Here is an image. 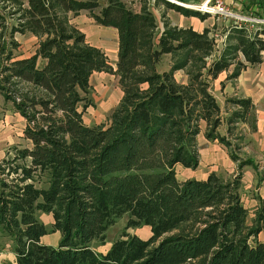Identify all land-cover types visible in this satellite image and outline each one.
Masks as SVG:
<instances>
[{
	"label": "trees",
	"instance_id": "trees-1",
	"mask_svg": "<svg viewBox=\"0 0 264 264\" xmlns=\"http://www.w3.org/2000/svg\"><path fill=\"white\" fill-rule=\"evenodd\" d=\"M159 1L184 16L211 15ZM81 11L117 28L116 69L72 22ZM260 29L234 24L217 49L208 27L165 21L160 31L146 1L134 10L124 0H0V93L26 119L29 141L0 160V231L14 244L15 264H264V217L249 221L241 176L181 180L176 170L199 166L203 122L206 138L226 145L240 167L252 163L231 134L253 102L227 99L223 134L212 82L233 65L229 79L262 62ZM16 33L39 37L35 54L17 58ZM166 55L174 61L161 70ZM181 69L187 83L175 77ZM101 71L119 76L123 96L107 125H88L90 80ZM39 214L51 216V228ZM124 215L128 227L149 226L151 236L124 231L108 251L96 250L92 242L104 243ZM49 232L61 233L57 246L42 241Z\"/></svg>",
	"mask_w": 264,
	"mask_h": 264
},
{
	"label": "crops",
	"instance_id": "crops-1",
	"mask_svg": "<svg viewBox=\"0 0 264 264\" xmlns=\"http://www.w3.org/2000/svg\"><path fill=\"white\" fill-rule=\"evenodd\" d=\"M189 1L194 2L195 4L198 3L200 4L205 0H189ZM227 1L230 0H225L226 3ZM231 1L233 4L236 5L238 4L239 7L238 10L241 14L249 15V16H257L256 12H258L262 16L260 18H264V4H263V8H261L258 7L257 4L254 6H251V4H247L246 0H231ZM257 1L263 2L264 0H257ZM248 6L250 7L248 8ZM88 14H89L88 11H81L79 15L72 16L74 17L72 21L86 34L87 41L90 44L101 48L107 54L110 64L114 67V69H116L117 61H118V53H119V34L117 28L100 25L96 23L91 16H88ZM181 15L182 17H184L183 19H185L186 21L182 20L184 21L183 23H175V25L192 26L193 28L199 31H202L206 27L210 28L207 24H204L203 21L198 20L199 23H197L196 21L198 17L196 16H184L183 14ZM234 24L238 25L237 21H231V24L228 27L226 26L227 30H225L223 34H221V39L225 38L224 41H226V36L228 34V31L230 27L233 26ZM241 25H245L247 27L249 26L248 24H241ZM263 28L264 25H262L261 29L259 30L261 32L260 35L262 37H264ZM104 30H110V32L114 34L113 43L110 44L112 46L110 45L108 46L109 42L99 43L91 39L90 31H94V33L95 32L99 33L100 31L103 32ZM253 30H257V29L254 27ZM15 38L20 44L16 51L17 58L30 57L33 54H35L40 41L38 36L32 33H25V34L16 33ZM111 47H112L111 52L114 53L113 55H111L109 51ZM233 70H234V65L229 70L220 73L218 78L213 80L212 89H213V93L217 97L222 107V110L224 109L225 106H227L228 98L231 97L250 98L252 100L254 106L251 112L249 113V117L251 120H250V126L248 127V131H246L247 136L245 137V140L241 144L237 142L241 146V149L239 150L240 156L246 160L249 159L250 161H252V163L245 164L242 167H240L239 162L234 161L232 159L229 148L223 143H220L218 140L207 139L205 136V131L203 135V140H201L200 138V135L202 133L201 131V133H199L197 137V141L200 152V164L202 162L203 155L207 161H210V163L212 161H215L210 159V158L214 159V156L212 155V150L216 146L221 145V177H223L224 179H233L238 175L241 176L242 200L244 205L249 210V221L251 222L253 219L257 218L260 214H262L264 217V52H263V60L260 64L258 65L248 64L247 67L241 71L238 77L229 79L228 76L233 72ZM180 71H182V69L177 70L175 73V77L177 81L180 83H187L188 81L187 74L184 75L181 79L178 78ZM119 79H120L119 76L114 73H109L104 71L93 73L90 80L91 90H92L91 95L98 106V110H96L94 113V116H97L95 117V119L93 118L94 122L92 121V119L91 121H87L86 115L88 111L90 113V107L86 110V112L84 113V121L86 124L98 125L101 123H105V125H107L109 123V119H108L109 114L118 105V103L120 102L123 96V91L121 89ZM0 99H2V103L5 105L7 102L11 103L13 108V114L11 116L12 117L11 120L15 118L21 122V129L20 132H18L19 141L13 143L12 145H20L21 140L23 139L29 143V141L25 139V133H24L26 127V119L24 118V116H22V114L19 111L16 110L13 103L11 101L6 100L1 93H0ZM227 107L231 108L230 105H228ZM102 114L106 115L104 119L99 117V115ZM6 118L7 119L1 120L0 122V131L2 132V134H0V160L6 156V153L9 149V148H5L4 150H2L5 144L9 142V138L5 136L6 133L4 132H7V136L9 137V133H10L9 131H11L9 130L10 129L9 126H11L9 125L10 116L9 117L6 116ZM243 124L244 126H247L248 122L247 121L243 122ZM221 132L223 134L226 133V131L225 130L223 131L222 129ZM178 167L179 165L176 167L177 171H178ZM211 167L212 168L208 171L207 176L211 172H216L218 174V172L214 169V167L213 166ZM204 177L205 176H202V178ZM258 238L260 241L264 242V227L260 232ZM8 258L11 259L10 256H8L5 253L1 261L5 262V260H7ZM15 262L12 261L11 263L15 264Z\"/></svg>",
	"mask_w": 264,
	"mask_h": 264
},
{
	"label": "rangeland",
	"instance_id": "rangeland-1",
	"mask_svg": "<svg viewBox=\"0 0 264 264\" xmlns=\"http://www.w3.org/2000/svg\"><path fill=\"white\" fill-rule=\"evenodd\" d=\"M99 1H100L101 5H107V3H108V0H99ZM124 1L127 3V5L129 7L133 8L134 10H140L142 3L145 1L147 3H149V5L153 9L154 13L156 14V17H157V20L159 23V30L160 31H162V29H164V22L165 21H168L171 24L183 23L184 21H186L185 19H183L184 17H182V15L180 13H178L174 10H171V9H167L166 5L160 1L159 2H156V0H124ZM177 1L180 2L181 0H177ZM170 2H173V1H170ZM181 2H183V1H181ZM224 3H225L226 8L229 10L228 12L233 14V15H243L245 17H253V16L241 14L238 10V8H239L238 4L237 5L233 4L231 0L227 1V3L224 0ZM188 4L193 5L192 3H188ZM212 4H214V1ZM72 16H74V15L71 13V15H70L71 20L74 18ZM88 16H90V14H88ZM254 17H256L258 19H264V18H260L258 16H254ZM182 20H184V21H182ZM198 20L203 21L204 24H207L210 27V29L212 30V35L214 36V38L217 41V45H216L217 49L218 48L220 49L222 47L223 43H225V41H224L225 38L221 39V34H223V32L225 30H227V27L231 24V21H237V23L239 24L240 27H241V24H248L249 26L247 28H249L250 30L254 29V28L252 29L251 24L249 22H244V21L239 22L238 20H236L235 16H232V15H230V16L228 15L225 17V15H223V14H212V15L208 16L205 20H201L200 18H197V21H196L197 23H199ZM11 22H13V21H11ZM256 26L257 27H255V28L258 29V28L262 27V24H258ZM90 32H91L90 37L93 41H97L99 43L109 42L108 46L113 43V38H114L113 35L114 34L111 33L110 30H104L103 32L100 31L99 33H96V32L94 33V31H90ZM110 46H112V45H110ZM111 49H112V47L109 49V51H110V54L113 55L114 53L111 52ZM173 61H174V58L171 55H166L163 62H162L160 69L162 70V69H166L167 67H170V65L173 64ZM186 74H187L186 71L182 70L179 72L178 78L181 79ZM91 93H92V90H91ZM7 104H10V105H7ZM96 110H98V106H97L96 102L94 101V105L92 107H90V113H89V111L87 112V115H86L87 121H91V119H92V121L94 122L95 117H97V116H94V113ZM223 110L224 111L222 113V116H223L224 122L222 125V130L227 131V118H228V116H230V114H232V109L230 107L225 106ZM12 114H13V108H12L11 103L7 102L5 105L2 103V99H0V122H1V120L7 119L6 116L7 117L10 116L9 125H11V126H9V128H10L9 130H11V131H9L10 132L9 137L7 136V132H4V133H6L5 136L7 138H9V142L5 144V146L3 147L2 150H4L5 148H10L13 143L19 141L18 132H20V129H21V122L15 118H13L11 120ZM105 116H106L105 114L99 115V117L103 118V119L105 118ZM250 120L251 119L248 116V118H247L248 125L247 126H244V124L241 122H237L233 125L234 131L231 134V135H233L231 138L234 140V142L236 144H238V143L241 144L245 140V137L247 136L246 131H248V127L250 126ZM5 124H7V123H5ZM101 124L105 125V123H101ZM101 124H98V125H101ZM202 124H203L202 133L200 135L201 140H203L204 131L206 129L205 123L203 122ZM0 134H2L1 131H0ZM240 138H242V139H240ZM215 144H218V143H215ZM20 145L25 146V145H29V143L23 139V140H21ZM211 148H213V147H211ZM212 155L214 156V159L213 158H210V159L215 160V161H212L210 163V161H207L203 155L202 162H201V164L199 163L200 166H198L197 168H186V167L179 165L178 171H177L178 178L181 180L186 179V178L204 179L207 177L208 171L212 168L211 166H213L214 169L221 176V145L216 146L212 150ZM202 176H205V177L202 178ZM39 216L42 220H44V222L47 224V226L49 228H51V221H52L51 216L47 215V214H39ZM128 218H129L128 215H124L123 217H121L114 225H112L107 230V232H106L107 237H106L105 242L102 243L100 241L94 240L92 242V246L98 251L106 252L111 247L113 242L116 239H118L119 237H121V235L123 234L124 231H127L133 235H138L144 239H148L151 236V229L149 226L128 227ZM60 240H61V233L60 232H49L47 235L43 236V239H42V241L44 243L49 244V245H53V246H57L59 244ZM0 252L2 253V257H0V264H9L12 261L13 262L16 261V259H15L16 254L14 252V244L12 243L10 238H8L7 236H3L1 231H0ZM5 253L8 256H10V258H11V259L8 258L7 260H5L6 263L1 261L3 258V255Z\"/></svg>",
	"mask_w": 264,
	"mask_h": 264
},
{
	"label": "built area",
	"instance_id": "built-area-1",
	"mask_svg": "<svg viewBox=\"0 0 264 264\" xmlns=\"http://www.w3.org/2000/svg\"><path fill=\"white\" fill-rule=\"evenodd\" d=\"M174 3H177L179 5H182L184 7H188V8H192L198 11H201L203 13H209V14H223L226 16H235L236 20H238L239 22H249L251 24V27L254 28L256 27V25L258 24H262L264 25V19H258L256 17H245L243 15H233L231 13H229L228 9L225 6L224 0H205L204 2L200 3V4H188L185 2H179L177 0H171ZM176 1V2H175ZM214 1V4H212ZM0 257H2V253L0 252Z\"/></svg>",
	"mask_w": 264,
	"mask_h": 264
},
{
	"label": "water",
	"instance_id": "water-1",
	"mask_svg": "<svg viewBox=\"0 0 264 264\" xmlns=\"http://www.w3.org/2000/svg\"><path fill=\"white\" fill-rule=\"evenodd\" d=\"M171 1V0H170Z\"/></svg>",
	"mask_w": 264,
	"mask_h": 264
}]
</instances>
